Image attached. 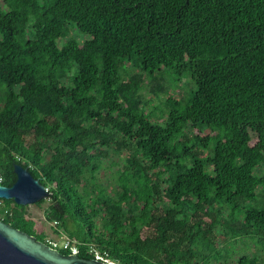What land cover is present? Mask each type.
<instances>
[{"label": "trees", "instance_id": "16d2710c", "mask_svg": "<svg viewBox=\"0 0 264 264\" xmlns=\"http://www.w3.org/2000/svg\"><path fill=\"white\" fill-rule=\"evenodd\" d=\"M168 80L193 89L153 120L142 88L159 96ZM255 134L264 0H0L2 184L16 164L40 178L46 219L81 258L95 247L119 264H264ZM109 149L129 151L113 187L97 179ZM0 219L50 245L28 205L0 198ZM222 236L255 249L226 252Z\"/></svg>", "mask_w": 264, "mask_h": 264}, {"label": "water", "instance_id": "95a60500", "mask_svg": "<svg viewBox=\"0 0 264 264\" xmlns=\"http://www.w3.org/2000/svg\"><path fill=\"white\" fill-rule=\"evenodd\" d=\"M16 181L0 183V198L13 199L17 204L30 205L50 197L49 189L28 167L15 165ZM0 264H109L77 254H64L35 235L13 227L0 219Z\"/></svg>", "mask_w": 264, "mask_h": 264}, {"label": "rangeland", "instance_id": "374dc122", "mask_svg": "<svg viewBox=\"0 0 264 264\" xmlns=\"http://www.w3.org/2000/svg\"><path fill=\"white\" fill-rule=\"evenodd\" d=\"M187 80L177 82L176 84L169 83V80L166 84V89L163 93H161L159 96L154 95L150 90V84L144 85L142 88V93L144 96V100L148 101L150 104V109H153L155 112L154 117L152 119L159 118V116H162V110L165 112L169 111V107L173 105H182L183 99L188 96V91L193 89V86L191 84H188ZM205 134V133H204ZM102 135H108L110 136L109 131L102 130L99 132L98 138ZM264 140L263 134H255L254 135V144L256 147H261L262 142ZM102 142H104V139H101ZM110 158L107 160V158L104 159L102 168L98 174V182H100L102 185H110L113 187L114 179H112V176L115 172V170L118 169V167L124 163L125 158H127V155L129 154V151H125L115 156L113 154V151L109 149ZM111 164V166H110ZM50 199L48 198L46 202H44L41 205L38 204H30L28 205V213L32 219L36 222V228L39 232H44L47 236V239L50 238H56L59 240L60 243H62L66 236L64 235H57L55 234L53 230L52 223L49 222L45 217V209L49 205ZM221 239V246L225 249L226 252L231 251L232 249H236L237 252L235 254H239L242 248L247 245L249 250L255 249V238H243L239 237L234 239H227L225 236L220 237Z\"/></svg>", "mask_w": 264, "mask_h": 264}, {"label": "built area", "instance_id": "2783aa9c", "mask_svg": "<svg viewBox=\"0 0 264 264\" xmlns=\"http://www.w3.org/2000/svg\"><path fill=\"white\" fill-rule=\"evenodd\" d=\"M2 181H3V176L0 173V183H2ZM49 243L53 248H56V249H69L70 248L72 249L73 254H77L78 252V247L75 245H72L71 240L69 238H66L62 243H60L58 239L52 238L51 240H49ZM91 251L95 254V259L97 260H101L109 264H119L118 262H116L109 256L107 251H104V250H101L95 247H92Z\"/></svg>", "mask_w": 264, "mask_h": 264}]
</instances>
